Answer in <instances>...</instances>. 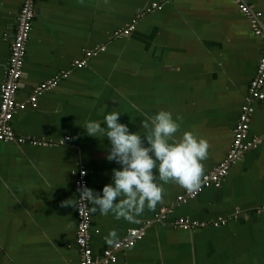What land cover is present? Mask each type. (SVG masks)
I'll return each mask as SVG.
<instances>
[{"label":"crops","instance_id":"1","mask_svg":"<svg viewBox=\"0 0 264 264\" xmlns=\"http://www.w3.org/2000/svg\"><path fill=\"white\" fill-rule=\"evenodd\" d=\"M244 1L249 13L236 0H36L17 100L28 101L36 85L69 73L39 95L36 107L15 112L11 125L25 142L0 141V264H79L76 207L61 202L76 204L81 168L102 195L113 169L122 167L106 159L107 137L87 135L90 121L106 127L104 117L119 112V122L143 139L142 122L169 111L183 117L175 139L190 131L211 145L204 174L224 159L264 45L254 31L256 20L264 32V0ZM21 5L0 0V85ZM133 19L129 35L114 36ZM97 45L106 48L86 66H73ZM253 106L249 138L259 142L220 186L179 202L186 190L157 175L163 203L146 208L138 223L91 210L94 255L100 259L111 247L110 231L119 241L144 227L143 237L107 264H264V103ZM165 207L171 211L158 219ZM179 217L203 224L183 228L174 224Z\"/></svg>","mask_w":264,"mask_h":264},{"label":"clouds","instance_id":"2","mask_svg":"<svg viewBox=\"0 0 264 264\" xmlns=\"http://www.w3.org/2000/svg\"><path fill=\"white\" fill-rule=\"evenodd\" d=\"M119 117V112H112L104 117L106 127L97 121L83 126L89 136L108 138L111 147L106 159L122 167L113 169V183L103 187L102 195L81 185L78 188L81 203L92 205V212L112 213L116 219L138 223L146 208L154 210L157 204L163 203V184L174 183L190 193L201 188L205 173L203 161L208 158L211 145L190 131L175 139L180 131L178 121L183 117L174 119L165 110L148 117L142 122L147 130L143 139L140 133L130 132L126 124L120 123ZM157 175L163 184L156 182ZM68 205L77 207L69 200L61 202V206ZM105 241L110 246L117 245L116 231H110Z\"/></svg>","mask_w":264,"mask_h":264},{"label":"built area","instance_id":"3","mask_svg":"<svg viewBox=\"0 0 264 264\" xmlns=\"http://www.w3.org/2000/svg\"><path fill=\"white\" fill-rule=\"evenodd\" d=\"M239 7L244 13L251 11L249 5L244 0H236ZM35 2L36 0H22V5L17 17V26L15 29L14 37L11 43V53L7 62L5 77L0 85V141H17L23 143L27 140L26 137L21 136L15 132L11 125V121L15 112L18 109L26 107L29 103L33 107L37 106L38 97L44 91L53 88L61 77H66L68 71L62 72L55 78L42 81L40 84L33 88L28 101L20 102L17 100V92L21 86V79L24 72V64L27 54V45L30 39V33L33 28V21L35 17ZM152 8H161L158 4H153ZM260 14V13H257ZM137 19H133L131 23L118 28L114 31L115 37H123L129 35L136 27ZM254 31L259 34L264 40V32L256 25L254 20ZM105 45H97L94 48L87 49L84 52V57L76 59L73 66L76 68L84 67L88 64V59L99 52L104 51ZM264 45L262 55L259 62V67L256 75L250 81L248 92L245 97L244 103L241 106L237 125L234 128L233 142L230 150L224 159L215 166L210 172L204 174V182L201 188L194 193L188 191L180 194L177 197L179 202H186L188 199L197 197L208 187H218L221 185L222 180L228 174L230 167L238 159L242 158L248 150L256 147L259 139L257 137L249 138V130L252 115L254 112L253 101L259 100L264 103ZM33 144H42L41 140L34 137L28 138ZM69 139V138H67ZM81 185H86L90 188L87 172L84 168L78 171L75 182L76 188V214H77V227H76V243L79 248L80 262L79 264H107L116 259V252L124 247L131 246L133 242L140 239L145 234V228H131L128 235L118 241L115 246L108 247L104 250L102 257L99 259L94 255L91 246V208L87 202L81 203L80 193L78 188ZM264 209V206L262 207ZM171 208H162L158 213V219L166 216ZM222 222H215L219 225ZM175 225L189 228L200 223L195 220H190L187 217H179L174 222Z\"/></svg>","mask_w":264,"mask_h":264}]
</instances>
